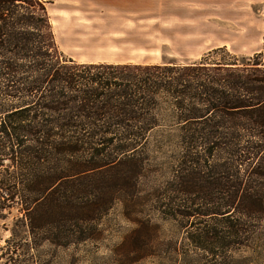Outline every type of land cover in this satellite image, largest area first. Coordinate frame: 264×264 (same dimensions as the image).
<instances>
[{
	"label": "trees",
	"instance_id": "obj_1",
	"mask_svg": "<svg viewBox=\"0 0 264 264\" xmlns=\"http://www.w3.org/2000/svg\"><path fill=\"white\" fill-rule=\"evenodd\" d=\"M219 52L82 61L59 50L44 0H0V218L68 247L102 239L120 204L133 227L116 264H163L166 222L206 251L264 249V63Z\"/></svg>",
	"mask_w": 264,
	"mask_h": 264
},
{
	"label": "rangeland",
	"instance_id": "obj_2",
	"mask_svg": "<svg viewBox=\"0 0 264 264\" xmlns=\"http://www.w3.org/2000/svg\"><path fill=\"white\" fill-rule=\"evenodd\" d=\"M44 1L59 50L78 60L211 61L224 53L210 51L224 47L240 60L259 53L264 63V0ZM15 220L0 218V264H116L111 250L133 227L116 204L99 221L102 239L34 246L27 243L30 238L14 235ZM159 242L166 247L163 264H264L258 244L206 251L192 245L175 222L163 223Z\"/></svg>",
	"mask_w": 264,
	"mask_h": 264
}]
</instances>
